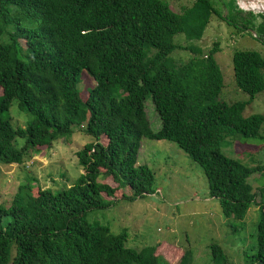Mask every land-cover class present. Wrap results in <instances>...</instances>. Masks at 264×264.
I'll return each mask as SVG.
<instances>
[{
  "label": "trees",
  "instance_id": "16d2710c",
  "mask_svg": "<svg viewBox=\"0 0 264 264\" xmlns=\"http://www.w3.org/2000/svg\"><path fill=\"white\" fill-rule=\"evenodd\" d=\"M253 6L263 7L257 0ZM212 14L250 26L264 44V13L258 22L251 12L224 15L214 0H193L181 13L166 0H0V163L22 164L74 128L91 138L75 152L83 173L70 184L34 193L37 179L27 173L9 205L0 203V264H169L156 245L126 246V228L112 233L86 218L106 206L102 193L132 201L155 192L154 173L138 160L143 139L172 141L200 166L232 233L242 229L234 221L257 206L255 242L243 264H264V184L250 181L255 173L264 179V158L248 166L221 151L238 139L260 138L264 114L243 111L264 91V58L233 52L235 84L248 99L226 103L218 99L219 43L203 55L173 42L179 33L200 39ZM177 47L195 55L178 64L170 56ZM84 72L94 80L85 97L77 87ZM147 97L160 119L156 130ZM14 101L32 117L25 126L6 117ZM108 177L116 186L103 181ZM209 249L212 264H228L218 244ZM174 264H193L192 250Z\"/></svg>",
  "mask_w": 264,
  "mask_h": 264
},
{
  "label": "rangeland",
  "instance_id": "374dc122",
  "mask_svg": "<svg viewBox=\"0 0 264 264\" xmlns=\"http://www.w3.org/2000/svg\"><path fill=\"white\" fill-rule=\"evenodd\" d=\"M171 10L181 13L193 0H166ZM222 14L239 11L243 17L249 12L236 8L235 0H214ZM264 4V3H263ZM252 13V12H251ZM250 18V17H249ZM252 28L236 27L234 24L211 15L209 23L200 39L187 40L184 34H176L173 42L182 47L195 48L203 55L215 42L219 51L215 53L220 68L223 86L218 99L226 103L248 99V94L238 89L233 76L232 54L235 50L258 51L264 58V44L250 31ZM189 49L177 47L170 54L178 64L186 62L195 54ZM94 86L93 78L86 72L80 77L77 87L86 90ZM1 94V89H0ZM145 111L152 129L160 127V119L150 97L145 100ZM264 114V91L258 93L244 111V116ZM14 127L25 126L32 117L25 110H20L14 101L6 115ZM260 138L248 139L232 145L223 146L221 151L230 158L238 159L248 166H254L264 158V122L261 125ZM91 141L81 130L74 128L69 138H60L50 148L39 147L37 154L29 153L22 164L0 163V203L9 205L17 191L19 183L25 180L26 174L34 176L33 192L38 187L60 189L70 184L80 173L75 152ZM105 136L100 142L106 143ZM24 140L16 139L20 146ZM227 144V143H225ZM139 163L146 164L154 173L155 192L137 197L135 200L116 199L101 194L106 205L104 208L86 212L88 221H98L109 226L112 233L126 228L128 239L126 246L141 249L146 245H156L155 253L162 256L169 264L178 261L182 252L190 248L193 252V264H212L209 245L218 244L227 255L228 264H243L244 252H252L255 242L257 206L251 205L242 221H234L242 228L232 233L225 217L222 215L219 202L210 196L207 180L199 165L193 162L178 145L168 140L143 139L139 148ZM104 182L112 186L111 179ZM254 187L264 184V179L257 173L250 177ZM131 195L132 191L125 188ZM116 197V198H115ZM11 264V263H10Z\"/></svg>",
  "mask_w": 264,
  "mask_h": 264
},
{
  "label": "built area",
  "instance_id": "2783aa9c",
  "mask_svg": "<svg viewBox=\"0 0 264 264\" xmlns=\"http://www.w3.org/2000/svg\"><path fill=\"white\" fill-rule=\"evenodd\" d=\"M255 0H235V5L238 10L245 12H252L255 16V20L260 21V14L264 13V6L261 9L255 8L253 6Z\"/></svg>",
  "mask_w": 264,
  "mask_h": 264
},
{
  "label": "bare ground",
  "instance_id": "6f19581e",
  "mask_svg": "<svg viewBox=\"0 0 264 264\" xmlns=\"http://www.w3.org/2000/svg\"><path fill=\"white\" fill-rule=\"evenodd\" d=\"M259 3H261L264 6V0H257Z\"/></svg>",
  "mask_w": 264,
  "mask_h": 264
},
{
  "label": "water",
  "instance_id": "95a60500",
  "mask_svg": "<svg viewBox=\"0 0 264 264\" xmlns=\"http://www.w3.org/2000/svg\"><path fill=\"white\" fill-rule=\"evenodd\" d=\"M250 31L254 34V36L256 35L255 30L251 29Z\"/></svg>",
  "mask_w": 264,
  "mask_h": 264
}]
</instances>
